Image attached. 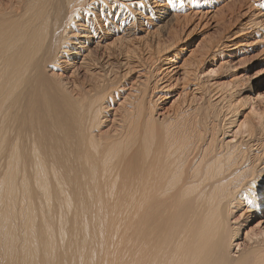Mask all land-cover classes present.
<instances>
[{"label": "bare ground", "instance_id": "bare-ground-1", "mask_svg": "<svg viewBox=\"0 0 264 264\" xmlns=\"http://www.w3.org/2000/svg\"><path fill=\"white\" fill-rule=\"evenodd\" d=\"M188 3L245 18L229 59L264 30V0ZM179 9L0 0V264H264V113Z\"/></svg>", "mask_w": 264, "mask_h": 264}, {"label": "rangeland", "instance_id": "rangeland-1", "mask_svg": "<svg viewBox=\"0 0 264 264\" xmlns=\"http://www.w3.org/2000/svg\"><path fill=\"white\" fill-rule=\"evenodd\" d=\"M186 1L188 2L191 0H173L175 8H181L179 9V12H181V22L172 24L171 29L177 35V37L181 39V44L186 43V48L188 49V51H194L198 47L197 49L201 50L202 53L205 51V49H203L205 45L207 46L208 44H210L207 47L205 46L206 49L214 47L215 45H219L220 48L218 46L217 49H221L220 53H224V61L219 56H217L215 58V66H213V60L209 59L208 64L203 69L204 72L208 73V71H210V75H213L208 79V81L210 80V83L218 84V86H223V84H225L223 86L225 89H223V87L222 89L226 90L225 92L229 95V97H236L233 99H237L236 101L240 103L239 105H246H242L243 111L252 108L253 110L255 109L258 113H264V30H261L259 34L255 33L249 35L246 40L247 46L242 47V52L238 53L237 56L234 57V59H229L227 57L231 56V54L234 53V50L231 49L233 48L232 45L240 40V38H236L235 35L237 36L240 30L244 28L243 23L245 18L240 15L239 12L236 13L237 15L234 14L233 16H231L232 11H223L225 13V15L223 16L227 18L225 22H222L220 19L222 15L219 12L211 13V11H214V9L216 10L215 7H213L212 10H206L207 8L204 9L203 15L207 12L204 15L206 17H201V14H198L197 17L193 14V3H188L191 6H187ZM201 1L203 0H199V2ZM215 5H218L217 7H220V1L216 2ZM188 7L193 9H187ZM207 7H210V5ZM182 13H186L187 15L189 14L190 19L186 20L183 17L184 14ZM145 28L146 27H141L140 30H144ZM138 33H140V31ZM172 40V36L164 37V41H167L169 43L172 42ZM257 40L261 41L262 43L256 44ZM201 42L203 44H201ZM221 44H224V46ZM196 51L199 52L198 50ZM218 52L219 50H217L216 53ZM222 62H229L230 65L226 63L228 65L224 66L225 64ZM221 64L223 65L220 67L219 65ZM214 68L215 70L217 69L216 73H214ZM175 72H177V70L171 72L172 74H169V76L171 75L173 79L177 77V73ZM235 79L238 80L234 81ZM234 82L235 85L238 82L236 87L234 85ZM227 89L229 90L227 91ZM230 93H232L233 95H230Z\"/></svg>", "mask_w": 264, "mask_h": 264}]
</instances>
